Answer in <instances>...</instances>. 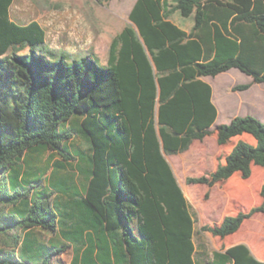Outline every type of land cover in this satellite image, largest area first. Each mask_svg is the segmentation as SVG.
Returning <instances> with one entry per match:
<instances>
[{
  "label": "trees",
  "instance_id": "trees-1",
  "mask_svg": "<svg viewBox=\"0 0 264 264\" xmlns=\"http://www.w3.org/2000/svg\"><path fill=\"white\" fill-rule=\"evenodd\" d=\"M12 1L0 0V264H51L70 245L71 264H194L193 219L165 154L215 132L229 147L218 157L224 161L187 184L222 185L264 167V121L235 115L211 130L217 111L200 78L236 67L264 84V0H136L105 64L68 60L46 43L38 20L10 18ZM175 10L194 12L189 33L168 19ZM79 117L90 149L84 192L58 182L69 198L56 202L21 160L38 148L68 160L71 129L62 126ZM259 194L258 205L201 230L219 238L236 232L264 212V180ZM34 228L58 231L62 241L41 244ZM223 258L264 264L242 243Z\"/></svg>",
  "mask_w": 264,
  "mask_h": 264
},
{
  "label": "rangeland",
  "instance_id": "rangeland-1",
  "mask_svg": "<svg viewBox=\"0 0 264 264\" xmlns=\"http://www.w3.org/2000/svg\"><path fill=\"white\" fill-rule=\"evenodd\" d=\"M9 15L12 20L19 23L38 20L45 30L46 43L52 48L65 50L68 60L89 56L100 64H105L112 37L128 22L127 7L120 0H13L9 7ZM55 20H59L57 25L52 23ZM25 52L27 50L20 53ZM236 70L227 75L208 78L219 98L220 108V115L212 127L213 130L218 123H228L233 115L251 114L264 121V84L259 87L251 81V88L248 90L234 91L233 86L246 83L248 79L245 73ZM231 84L233 91L229 87ZM80 119V117L75 118L62 126L71 129V137L64 141L70 154L68 160H63L58 153L46 148L30 150L21 160L24 170L35 171L40 177L41 185L48 191H53L51 198L56 202L69 198V194L58 190L56 186L58 182L64 181L65 186L70 188V193L74 190L84 192L86 158L90 149L87 139L78 130ZM242 137L250 140L245 135ZM225 148L229 147H220L213 132L201 141H193L188 151L165 154V157L170 161L178 157L187 161V156L193 155L186 169L187 174L207 175L211 154L215 151L216 154L226 152ZM205 155L207 161L202 162V157ZM196 157L200 159L196 160ZM184 173V170L179 172L181 175ZM176 180L186 201L187 192L190 195L189 209L196 221L194 241L197 248L211 250L212 246L218 245L219 237L202 231L201 226L218 223L223 213L233 215L237 211H247L250 207L258 205L262 200L259 190L264 180V167L253 165L249 178L242 179L236 172L231 180L233 184L223 183L212 188L202 184H187L186 178L183 177ZM224 190L229 194L232 210L227 206L228 199ZM205 193L208 195L205 196ZM200 217L207 223H204ZM241 227L240 231L223 238L222 242L244 238L251 245L264 248V212L253 214L249 219L244 220ZM31 232L33 237L47 246L58 245L62 241L58 231L50 233L41 228H34ZM75 248L74 245H70L65 252L54 257L51 264H71ZM83 248L84 245H81L80 251ZM200 254L203 253L197 251L195 257L198 258Z\"/></svg>",
  "mask_w": 264,
  "mask_h": 264
},
{
  "label": "crops",
  "instance_id": "crops-1",
  "mask_svg": "<svg viewBox=\"0 0 264 264\" xmlns=\"http://www.w3.org/2000/svg\"><path fill=\"white\" fill-rule=\"evenodd\" d=\"M122 3H123V5L125 6V7H127V19H128V14H129V12H130V10H131V8H132V6L134 5V3H135V1L136 0H127V1H125V0H120ZM168 1V3H172L173 2V0H167ZM10 16V15H9ZM63 19V18H62ZM172 23H174L176 26H178L179 28H181L182 30H184L186 33H189L190 32V30H191V28H192V26H193V24H194V12L193 13H191L189 16H187V17H184V16H182L181 14H180V12L178 11V10H175V11H173L171 14H170V16H169V18H168ZM13 21H15V20H13ZM58 21L59 20H55V21H52V23H54V25L56 24L57 25V23H58ZM15 22H17V21H15ZM17 23H19V22H17ZM27 23V22H26ZM20 24H24V23H20ZM127 24H131V22L129 21V19H128V22H127ZM125 26V25H124ZM123 26V27H124ZM122 27V28H123ZM121 28V29H122ZM236 69H238V68H236V67H232V68H230V69H228V70H226V71H222V72H220V73H218L217 75H215V76H201L200 78L202 79V80H204V81H206V82H208L209 84H210V86H211V101H212V103L214 104V106H215V108H216V111H217V115H216V118H215V120H214V122L212 123V125L210 126V129L212 130V127L215 125V123H216V121L218 120V118H219V115H220V108H219V98H218V96L216 95V93H215V91H214V89H213V85L211 84V82L208 80V78H215V77H218L219 75H227L228 73H232V72H235V71H237ZM240 70V69H239ZM241 71V70H240ZM242 72V71H241ZM244 73V72H243ZM247 75V77H248V79H247V82L246 83H250L251 81H253V77L251 76V75H248V74H246ZM243 83V82H242ZM254 84H257V85H259V87H260V85H262V83H254ZM232 85L233 84H231L229 87H230V89L232 88ZM249 88H251V86L249 87ZM248 88V89H249ZM248 89H246V90H248ZM232 90V89H231ZM233 91V90H232ZM235 115H233L232 117H234ZM232 117L229 119V121L232 119ZM228 121V122H229ZM218 124H220V123H218ZM217 124V125H218ZM204 139H205V137H204ZM195 141V140H194ZM199 141H201V140H199ZM220 147H221V145H219ZM189 149V148H188ZM188 149H187V151H188ZM216 152L217 151H215V152H213L212 154H211V156H210V166H209V168L207 169L208 171V173H210L211 171H213L215 168H216V166L218 165V163L219 162H223L224 161V159L223 158H221L220 160L218 159V157L221 155V153H219V154H216ZM178 153H181V152H178ZM174 154H176V153H174ZM195 157V156H194ZM191 159H193V155L192 156H187V161H185L182 157H178V158H173L171 161L170 160H168L167 159V161L169 162V164H170V166H171V168H172V170H173V173H174V176L176 177V178H179V177H183V178H186V177H189V176H191V175H188L187 174V171H186V169H187V166H188V164L191 162ZM196 160H199L200 158H195ZM207 161V156L205 155V156H203L202 157V162H206ZM182 170H184L185 171V173L184 174H179V172L180 171H182ZM234 175V174H233ZM233 175L229 178V179H227L226 180V183H231V184H233L232 182H231V180H232V178H233ZM202 185H204V184H202ZM215 185H220L221 186V184L220 183H217V184H215ZM215 185H213V186H215ZM213 186H207L208 188H212ZM224 192H225V194H226V197H227V199H228V204H227V206L228 207H231V209H229V208H227V209H229V210H232V208H233V206H231V201H229L230 200V198H229V194H228V192L226 191V190H224ZM189 200H190V195H189V193L187 192V203H188V205H189ZM189 211H190V209H189ZM190 214H191V212H190ZM191 216H192V214H191ZM200 216H201V214H200ZM225 216V213H223L222 215H221V217H220V220H219V222L221 221V219L223 218ZM192 219H193V234H192V242H193V245H194V252H193V260H194V264H222V261H223V259H225V258H223V256H224V254H225V252H226V250L230 247V246H233V245H236V244H239V243H242V244H245L247 247H248V249H249V251H250V254L251 255H253L256 259H258V260H260V261H263L264 262V248H260V247H255V246H253V245H251L250 243H248L247 241H245V239L244 238H238V239H230V240H228L227 242H222V239L223 238H228V237H230V235H232V234H235L240 228H242V227H240L236 232H234V233H232V234H230V235H227V236H225V237H223V238H219V239H217V242H218V245H214V246H212V249L211 250H204V248H197V245H196V243H195V241H194V231H195V219H194V217L192 216ZM200 219H202V221L204 222V223H207L206 221H204L203 220V218L202 217H200ZM218 222V223H219ZM204 225V224H203ZM208 225H209V223H208ZM242 226V225H241ZM241 230V229H240ZM239 230V231H240ZM217 237V236H216ZM241 241H243V242H241ZM202 252L203 254H200V256L198 257V258H196L195 257V254H196V252ZM214 252H216L217 254H218V256L215 258V256H214ZM225 264H232V261H231V259H227V261H226V263Z\"/></svg>",
  "mask_w": 264,
  "mask_h": 264
}]
</instances>
